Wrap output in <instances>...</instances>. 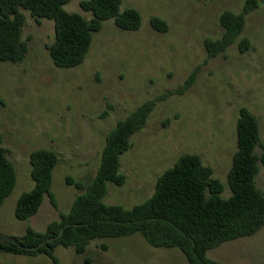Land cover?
I'll use <instances>...</instances> for the list:
<instances>
[{"label": "rangeland", "instance_id": "374dc122", "mask_svg": "<svg viewBox=\"0 0 264 264\" xmlns=\"http://www.w3.org/2000/svg\"><path fill=\"white\" fill-rule=\"evenodd\" d=\"M82 0H70L63 9L86 19ZM244 0H121L120 11L136 9L138 30H123L112 20L92 36L84 61L74 68H57L46 46L54 38L53 22L40 23L25 16L22 39L27 53L22 62L0 61V135L16 182L0 206V239L21 236L27 227L44 232L67 212L79 193L65 177L88 184L94 178L108 132L143 102L174 93L200 65L192 85L181 94L157 101L143 128L130 138L131 147L120 156L122 186L107 183L103 202L131 208L148 199L157 178L183 154H196L223 184L221 196L231 193L227 173L236 150L238 110L246 107L256 118L264 145V3L245 16L240 37L250 48L230 46L224 56L203 61L205 38L222 33L218 18L223 10L239 12ZM168 25L154 31L149 19ZM51 149L58 161L50 190L37 213L26 220L14 216L21 193L33 188L29 153ZM261 148L256 149L260 155ZM264 193V166L255 177ZM102 245L105 248H102ZM58 264H188L175 248H154L138 233L92 240L83 254L57 246ZM222 264H264V226L252 236L226 241L206 252ZM0 264H53L44 254L35 256L0 252Z\"/></svg>", "mask_w": 264, "mask_h": 264}, {"label": "trees", "instance_id": "16d2710c", "mask_svg": "<svg viewBox=\"0 0 264 264\" xmlns=\"http://www.w3.org/2000/svg\"><path fill=\"white\" fill-rule=\"evenodd\" d=\"M69 1L0 0V61L17 64L25 58L27 43L22 39L25 16L21 9L28 11L37 23L41 19L53 22L54 38L46 49L57 68L79 66L90 50L93 34L100 31L104 21L112 20L123 30L135 31L141 26L136 9L120 11L121 0H82L79 6L91 14L90 19L65 11L63 6ZM262 3L264 0H244L239 12L223 10L220 13L218 23L222 33L219 38L204 39L206 58L203 63L224 56L232 45H236L241 53L250 48L249 39L240 37L245 16ZM149 24L158 33L168 30L167 23L157 16L150 17ZM199 68L197 65L174 93L147 100L118 120L106 135L92 181L84 184L70 176L65 177V184L79 191L69 210L59 212L58 219L50 222L44 232L27 227L21 236L0 239V252L29 256L44 254L53 264H58L54 254L57 246L83 254L92 240L138 233L151 247L178 249L188 264H222L207 258L206 252L226 241L258 232L264 226V193L257 189L255 177L259 164L264 166V145L260 141L256 118L246 107L239 108L235 124L236 150L227 173L231 193L227 198L221 196L223 184L213 177L211 167L204 165L196 154H183L157 178L152 195L145 201L124 208L107 205L102 200L108 182L116 186L125 182V176L120 172V156L130 149L132 135L143 128L157 101L168 94L186 91ZM1 142L0 135V206L16 182L15 169ZM258 147L262 149L260 155L256 153ZM57 161V154L51 149L39 148L29 153L34 186L18 197L14 208L16 219L26 220L35 215L45 196L56 207L50 187Z\"/></svg>", "mask_w": 264, "mask_h": 264}]
</instances>
